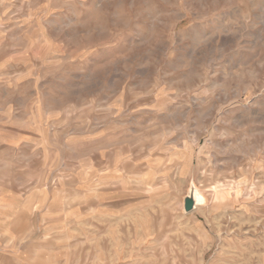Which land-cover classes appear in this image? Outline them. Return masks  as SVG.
I'll return each instance as SVG.
<instances>
[{"label": "rangeland", "instance_id": "374dc122", "mask_svg": "<svg viewBox=\"0 0 264 264\" xmlns=\"http://www.w3.org/2000/svg\"><path fill=\"white\" fill-rule=\"evenodd\" d=\"M14 199L0 264H264V0H0Z\"/></svg>", "mask_w": 264, "mask_h": 264}, {"label": "crops", "instance_id": "0c3cea01", "mask_svg": "<svg viewBox=\"0 0 264 264\" xmlns=\"http://www.w3.org/2000/svg\"><path fill=\"white\" fill-rule=\"evenodd\" d=\"M17 203L18 202L15 199L12 200V201L5 200L3 202L2 201L0 202V212H1L0 213V216H1L0 222H2V220H5V221H8V223L9 222L11 223V222H15L16 220L17 221L20 220L21 212H22L21 209L19 208L16 211L15 208H13V207L10 208L11 205L17 204ZM8 209H10V210H8ZM11 209H13V210H11ZM6 211H13V212L12 213H7ZM18 232H19L18 230L17 231L13 230V232H12L11 228L6 229L5 227L4 228L0 227V242L4 243L7 240V238L8 239L11 238V237L14 238L15 236H18V235L22 234V232H19V233ZM24 234L27 237H32V236L36 235V234H32L31 232H29V233L25 232ZM36 244H37L36 241H33V240L29 241L30 252H34L36 250V248H37ZM5 247L6 246L3 245V248H0V254L5 255V253L7 252ZM11 259H12L14 264H18V260L16 258H11Z\"/></svg>", "mask_w": 264, "mask_h": 264}, {"label": "water", "instance_id": "95a60500", "mask_svg": "<svg viewBox=\"0 0 264 264\" xmlns=\"http://www.w3.org/2000/svg\"><path fill=\"white\" fill-rule=\"evenodd\" d=\"M195 209V199L192 195H189L184 199V211L186 213Z\"/></svg>", "mask_w": 264, "mask_h": 264}, {"label": "bare ground", "instance_id": "6f19581e", "mask_svg": "<svg viewBox=\"0 0 264 264\" xmlns=\"http://www.w3.org/2000/svg\"><path fill=\"white\" fill-rule=\"evenodd\" d=\"M215 192V191H214ZM225 193H226V191L223 189V190H217L216 191V193H215V198L216 199H224L225 198ZM214 194V193H213ZM192 196L194 197V199H195V206H196V204L198 203V199L195 197V195L194 194H192Z\"/></svg>", "mask_w": 264, "mask_h": 264}]
</instances>
